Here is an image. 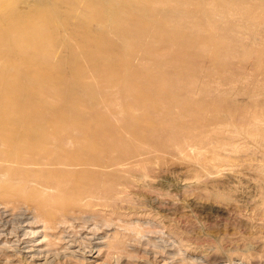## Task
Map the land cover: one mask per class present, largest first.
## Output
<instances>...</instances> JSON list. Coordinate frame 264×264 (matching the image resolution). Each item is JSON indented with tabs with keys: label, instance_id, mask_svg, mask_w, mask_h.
Wrapping results in <instances>:
<instances>
[{
	"label": "rangeland",
	"instance_id": "rangeland-1",
	"mask_svg": "<svg viewBox=\"0 0 264 264\" xmlns=\"http://www.w3.org/2000/svg\"><path fill=\"white\" fill-rule=\"evenodd\" d=\"M0 133L90 145L115 193L66 221L0 190V264H264V0H0Z\"/></svg>",
	"mask_w": 264,
	"mask_h": 264
},
{
	"label": "bare ground",
	"instance_id": "bare-ground-1",
	"mask_svg": "<svg viewBox=\"0 0 264 264\" xmlns=\"http://www.w3.org/2000/svg\"><path fill=\"white\" fill-rule=\"evenodd\" d=\"M3 134L0 133V190L20 195L23 200L33 197L37 202L35 208L40 212L48 211L47 216L51 219L89 220L93 218L92 209L97 211L102 207L110 208L109 202L113 201L112 196L115 194L112 190L103 193L100 187H85L87 179L83 171L98 166L97 163L100 162L91 153L90 145L75 148L74 151L67 146L68 141L36 145L14 140V136ZM49 149H53V152ZM12 169L15 170L12 172L24 169L28 172L21 178H11L8 186L6 183L1 185L2 179L8 177ZM9 204L0 202V206L5 209ZM8 212L7 209L0 214V239L6 237L4 234L8 231L7 227L13 221L10 218L14 215ZM9 235L16 237V232L11 231ZM90 247L91 243L86 246Z\"/></svg>",
	"mask_w": 264,
	"mask_h": 264
}]
</instances>
